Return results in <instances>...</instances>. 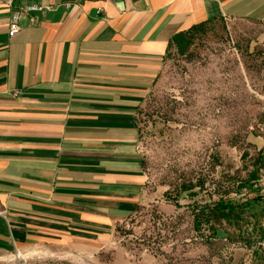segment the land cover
I'll list each match as a JSON object with an SVG mask.
<instances>
[{
	"label": "crops",
	"instance_id": "1",
	"mask_svg": "<svg viewBox=\"0 0 264 264\" xmlns=\"http://www.w3.org/2000/svg\"><path fill=\"white\" fill-rule=\"evenodd\" d=\"M77 2L13 37L0 4V260L107 248L144 199L138 116L172 43L216 20L264 40V0Z\"/></svg>",
	"mask_w": 264,
	"mask_h": 264
},
{
	"label": "rangeland",
	"instance_id": "2",
	"mask_svg": "<svg viewBox=\"0 0 264 264\" xmlns=\"http://www.w3.org/2000/svg\"><path fill=\"white\" fill-rule=\"evenodd\" d=\"M260 34L216 20L172 43L138 116L144 199L107 248L71 261L14 253L0 264H264ZM220 201L228 217L209 219Z\"/></svg>",
	"mask_w": 264,
	"mask_h": 264
},
{
	"label": "built area",
	"instance_id": "3",
	"mask_svg": "<svg viewBox=\"0 0 264 264\" xmlns=\"http://www.w3.org/2000/svg\"><path fill=\"white\" fill-rule=\"evenodd\" d=\"M78 0H65L64 5L70 8L76 5ZM1 5H5L11 9V17L9 20V36L13 37L19 33L21 26L20 21L23 16L28 15L31 23L36 22L34 13H42L48 10L49 6H44L40 3V0H0ZM101 9L99 10V13ZM24 260V259H23ZM19 264H28L27 261L20 262Z\"/></svg>",
	"mask_w": 264,
	"mask_h": 264
},
{
	"label": "trees",
	"instance_id": "4",
	"mask_svg": "<svg viewBox=\"0 0 264 264\" xmlns=\"http://www.w3.org/2000/svg\"><path fill=\"white\" fill-rule=\"evenodd\" d=\"M200 26V25H199ZM199 26H196L192 29H195ZM228 210V212H226ZM233 211V210H232ZM231 212V209L228 207L227 204H224L222 201H220L218 204L215 205V208L210 212L209 214V219H214V218H222V217H228L229 213ZM199 214L195 215V223H199L200 218Z\"/></svg>",
	"mask_w": 264,
	"mask_h": 264
}]
</instances>
